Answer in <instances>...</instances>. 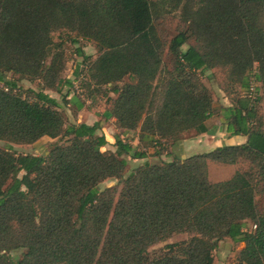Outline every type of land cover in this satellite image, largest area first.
Segmentation results:
<instances>
[{
	"label": "trees",
	"instance_id": "16d2710c",
	"mask_svg": "<svg viewBox=\"0 0 264 264\" xmlns=\"http://www.w3.org/2000/svg\"><path fill=\"white\" fill-rule=\"evenodd\" d=\"M165 9L180 11L171 35L157 21ZM63 30L95 44L93 59L77 49V69H87L88 97L112 85L104 116L122 134L138 129L145 142L173 145L184 132L205 131L215 106L201 75L220 68L244 91L220 106L222 123L245 142L145 160L124 174L126 156L146 155H129L132 146L118 137L115 150H102L99 122L68 123L45 92L71 84L53 39ZM7 72L41 85L23 94ZM252 79L264 95V0H0V140L57 139L44 155L0 147V264H213L223 239L243 244L237 264H264V209L256 205L264 194L263 97L252 96ZM241 161L248 168L209 179L210 163ZM106 179L118 183L100 188Z\"/></svg>",
	"mask_w": 264,
	"mask_h": 264
},
{
	"label": "rangeland",
	"instance_id": "374dc122",
	"mask_svg": "<svg viewBox=\"0 0 264 264\" xmlns=\"http://www.w3.org/2000/svg\"><path fill=\"white\" fill-rule=\"evenodd\" d=\"M165 11L167 12L162 14L157 21L160 23L159 26L164 31V33L166 35H171L175 32L179 25L182 24L180 22V11L179 9H165ZM53 39L55 41L61 42L63 45L66 62L65 68L62 72V77L65 80H70L71 84L68 85L66 83H63L57 90L45 89V92H47L51 97L55 98L60 103L61 110L66 115L68 123L86 122L88 124H93L95 122H99V132L103 133L104 135L106 133L104 131L107 128L108 132L114 135V138L112 139V136L106 133V138H108L109 142L111 143L109 147L108 145H106L104 149L115 150V137H118L119 140L132 146L133 150L129 155H134L136 152L144 153L146 155L145 158H133L130 156H126L128 159V165L126 166L124 174H127L132 167L142 163L145 160H170L173 158H182L180 156H182L183 154L184 156H186L185 154L191 155L206 151L208 145H206L205 143H201L200 141L199 143L196 141L193 142L192 140H196L202 133H207V131L210 129L209 127H214V125L216 127L222 125L223 123L220 114V106L229 104L232 99H234L239 93L244 92L240 90L237 83L229 82L226 77L227 72L225 69L212 68L206 70L202 73L201 79L203 83L210 89L215 106L213 117H211L209 120L207 119V122L205 121L207 124H203V127L206 130L203 132L197 130L184 132L179 140L189 139L190 142H192L188 143L183 150H180V144H178L176 148L172 149V144L168 142L166 143L163 140L155 145L152 142H145L140 140L138 138L140 137L138 129L129 132V135H125L124 133L122 134L121 130L115 126L113 119L106 118L104 116L105 110L108 108V106H110V101L107 100L108 97L113 98L116 96L112 92H105L108 91L112 87V85L98 86V90L97 92H94L95 94H93L92 98L87 96L88 92H86V89L88 88L86 87V84L88 82V73L85 66H83L82 70L80 69V67L79 69H77V65L80 66V64H83L82 56L78 55L77 49H81L85 56H89L90 59H93L98 54L95 44L91 41L81 38H77L78 40L74 42L73 39H75V33L66 30L55 31L53 33ZM190 43H193V39L190 40ZM183 48H186V45H184ZM163 59L164 64L169 67V56H165ZM5 77L7 79H17V84L21 89H23V94H29L27 92V89H38L41 85L38 81H30L28 79L18 78V76L14 75L12 72L5 73ZM125 80H127V77L125 78ZM251 82L254 83V93H256V96L262 95L263 97L258 102L257 108L258 114L262 119L264 125V95L262 93V89H260V83L258 81H255L254 79H252ZM224 89H228V92ZM79 103H82V107L80 109H78L77 107ZM55 141H57L56 138H51L48 136H43L31 144L7 143L0 140V147H9V149L16 154L44 155L48 152L50 145ZM104 149L102 148V150ZM158 151L159 154L157 153ZM248 166L249 163L244 161L228 165L210 163L208 168V176L211 181H220L231 177L236 170L246 169L248 168ZM117 183V179H106L100 184V188ZM256 205L258 209H264V194L256 195ZM247 223L248 227H250L251 223L249 221ZM187 237L188 235L185 233L177 234L164 242L158 243L157 245L153 246V248H161L166 243L179 241ZM219 244L222 245V247L225 245H230L235 251V249L239 247L241 243H234L230 239H223L219 242ZM20 253V251H15L13 252V255L20 256ZM213 253L214 259L216 258L218 263L222 261L221 257L223 256H225L224 262H226L224 264H232L235 261L236 253L223 254L222 252L216 253L215 251Z\"/></svg>",
	"mask_w": 264,
	"mask_h": 264
},
{
	"label": "crops",
	"instance_id": "0c3cea01",
	"mask_svg": "<svg viewBox=\"0 0 264 264\" xmlns=\"http://www.w3.org/2000/svg\"><path fill=\"white\" fill-rule=\"evenodd\" d=\"M228 105H230V103L229 104H227V105H225V106H228ZM213 117V116H212ZM211 118V117H210ZM209 118V119H210ZM113 119V121H114V118H112ZM208 119V120H209ZM208 120H206V122L208 121ZM205 122V123H206ZM86 123V122H85ZM88 124V123H87ZM207 124V123H206ZM226 126L224 125L223 126V124L222 125H219V126H215L214 125V127H209L210 129L207 131V133H202V134H200V137L198 136V138L196 139V140H192L193 142L194 141H196V142H198L199 143V141L201 142V143H205L206 145H208V148H207V150L206 151H203V152H207V151H210V150H212V149H214V148H216L217 146H220V145H222V144H229V145H234V144H240V143H243V142H245V140H246V136L245 135H230L228 132H226V128H225ZM104 132H106V133H108L109 135H111L110 137L113 139L114 138V135H112V134H110V132H108V129L106 128L105 129V131ZM105 133V138L107 137V134ZM125 135H129V132H126V133H124ZM140 140H142L143 141V139H146V138H149V136H143V138L141 139L140 137H138ZM106 140H107V144L106 145H108V147H109V145H110V143L111 142H109V140H108V138H106ZM191 141V142H192ZM190 142V140L188 139H182V140H178L177 142H175L173 145H172V149L173 148H176L177 147V145L178 144H180L179 145V148H180V150H183L186 146H187V144L188 143H191ZM113 144V143H112ZM105 145V146H106ZM104 146V147H105ZM104 147H102L103 149H104ZM101 148V149H102ZM105 150V149H104ZM198 153H202V152H198ZM196 154V153H195ZM186 156H184V154L182 155V156H180V157H182V158H185V157H187V156H189V154H185ZM192 155V154H191ZM242 246H243V244L241 243L240 245H239V247H237L236 249H235V251H234V249H233V247L232 246H230V245H225V246H223L222 247V245H218V247L216 248V250H215V252L217 253V252H222L223 254H227V253H237V251H239L241 248H242ZM222 254V255H223ZM221 259H222V261H220L219 263H218V261L216 260V258L214 259V263L213 264H224V263H226V262H224V259H225V256H223V257H221ZM232 264H237V261H236V259H235V261L232 263Z\"/></svg>",
	"mask_w": 264,
	"mask_h": 264
},
{
	"label": "built area",
	"instance_id": "2783aa9c",
	"mask_svg": "<svg viewBox=\"0 0 264 264\" xmlns=\"http://www.w3.org/2000/svg\"><path fill=\"white\" fill-rule=\"evenodd\" d=\"M253 84L254 83H252V82L250 83V92H251L252 96L255 97L256 93H254V91H255L254 89L255 88H254V85Z\"/></svg>",
	"mask_w": 264,
	"mask_h": 264
}]
</instances>
